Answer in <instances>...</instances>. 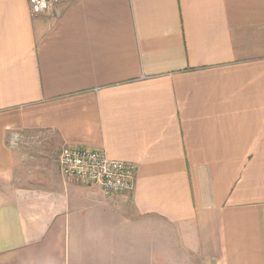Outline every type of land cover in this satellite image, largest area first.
Segmentation results:
<instances>
[{
	"label": "crops",
	"instance_id": "1",
	"mask_svg": "<svg viewBox=\"0 0 264 264\" xmlns=\"http://www.w3.org/2000/svg\"><path fill=\"white\" fill-rule=\"evenodd\" d=\"M65 144L133 191L23 183ZM0 264H264V0H0Z\"/></svg>",
	"mask_w": 264,
	"mask_h": 264
},
{
	"label": "built area",
	"instance_id": "2",
	"mask_svg": "<svg viewBox=\"0 0 264 264\" xmlns=\"http://www.w3.org/2000/svg\"><path fill=\"white\" fill-rule=\"evenodd\" d=\"M33 14L51 11L60 0H28ZM14 139L17 134H13ZM58 163L61 173L89 185L99 186L105 193L131 192L135 185V165L107 157L103 149L82 145L62 146Z\"/></svg>",
	"mask_w": 264,
	"mask_h": 264
},
{
	"label": "rangeland",
	"instance_id": "3",
	"mask_svg": "<svg viewBox=\"0 0 264 264\" xmlns=\"http://www.w3.org/2000/svg\"><path fill=\"white\" fill-rule=\"evenodd\" d=\"M43 151L40 152L38 150L37 151L32 150L31 153L27 152L26 158H27L28 161H25L27 164L24 165L25 166V172H26L25 173V178L23 180L24 184H34V181H33L32 178L34 177V172H35L34 170L36 169L35 166H36V164L38 162H43L42 161L43 159L39 160V157H43L46 160L44 162L48 163V165L50 166L52 171L55 170L56 168H59V171H61L59 163H58L59 154L58 155L55 154L56 153V149L55 150H45L47 152V154H45L46 156H42L43 155ZM59 153H60V151H59ZM31 155H33L32 159L29 158ZM38 165H39V163H38Z\"/></svg>",
	"mask_w": 264,
	"mask_h": 264
}]
</instances>
